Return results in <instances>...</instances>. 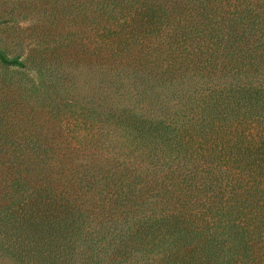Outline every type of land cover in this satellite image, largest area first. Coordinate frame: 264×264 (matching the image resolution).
<instances>
[{"label": "trees", "instance_id": "16d2710c", "mask_svg": "<svg viewBox=\"0 0 264 264\" xmlns=\"http://www.w3.org/2000/svg\"><path fill=\"white\" fill-rule=\"evenodd\" d=\"M90 10L112 50L148 18L171 60L94 70L75 143L0 145V264H264V0Z\"/></svg>", "mask_w": 264, "mask_h": 264}, {"label": "rangeland", "instance_id": "374dc122", "mask_svg": "<svg viewBox=\"0 0 264 264\" xmlns=\"http://www.w3.org/2000/svg\"><path fill=\"white\" fill-rule=\"evenodd\" d=\"M92 2L98 0H0V46L29 64H0V145L75 143L88 125L94 70L106 61L170 62L165 36L144 30L148 18L116 32L112 50L102 34L106 17L99 12L93 20ZM43 62L49 80L38 70Z\"/></svg>", "mask_w": 264, "mask_h": 264}]
</instances>
